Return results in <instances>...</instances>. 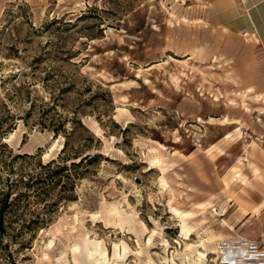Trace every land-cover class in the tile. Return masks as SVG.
<instances>
[{
  "label": "rangeland",
  "instance_id": "rangeland-1",
  "mask_svg": "<svg viewBox=\"0 0 264 264\" xmlns=\"http://www.w3.org/2000/svg\"><path fill=\"white\" fill-rule=\"evenodd\" d=\"M238 11L0 0V264H264V52Z\"/></svg>",
  "mask_w": 264,
  "mask_h": 264
},
{
  "label": "crops",
  "instance_id": "crops-1",
  "mask_svg": "<svg viewBox=\"0 0 264 264\" xmlns=\"http://www.w3.org/2000/svg\"><path fill=\"white\" fill-rule=\"evenodd\" d=\"M239 5V11L237 14L232 15L230 20L231 24L228 25L229 28L234 30H240L241 32L250 33L255 36V38L260 41L262 52H264V0H237ZM254 90L257 94L264 96V89L259 90L258 86H254ZM264 149H258L252 147L251 153L255 157L261 158V162H264V154H262ZM254 166L259 167L258 160L253 161ZM252 165V164H251ZM253 167V166H252ZM253 172L256 169L253 167ZM257 176H260L257 174ZM245 203V202H244Z\"/></svg>",
  "mask_w": 264,
  "mask_h": 264
},
{
  "label": "bare ground",
  "instance_id": "bare-ground-1",
  "mask_svg": "<svg viewBox=\"0 0 264 264\" xmlns=\"http://www.w3.org/2000/svg\"><path fill=\"white\" fill-rule=\"evenodd\" d=\"M214 60H215V58H214ZM215 100H217L218 98L216 97V95H215ZM217 102V101H216ZM200 120V119H199ZM215 120H217V119H214V118H212V117H209V120H208V122H210V123H212L213 121H215ZM207 121V120H206ZM239 122V119H236V118H234L233 119V117L232 118H229L228 116H222V118H220L219 119V122H218V124H221V125H229V124H233V123H238ZM216 124V123H215ZM253 143V142H252ZM113 208V207H112ZM221 252V251H220Z\"/></svg>",
  "mask_w": 264,
  "mask_h": 264
},
{
  "label": "trees",
  "instance_id": "trees-1",
  "mask_svg": "<svg viewBox=\"0 0 264 264\" xmlns=\"http://www.w3.org/2000/svg\"><path fill=\"white\" fill-rule=\"evenodd\" d=\"M2 208L0 207V230L3 228V221H2Z\"/></svg>",
  "mask_w": 264,
  "mask_h": 264
}]
</instances>
